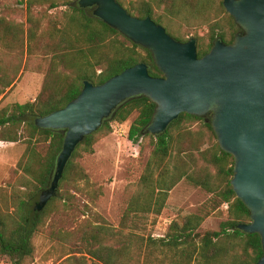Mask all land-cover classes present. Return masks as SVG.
<instances>
[{
    "label": "trees",
    "instance_id": "obj_1",
    "mask_svg": "<svg viewBox=\"0 0 264 264\" xmlns=\"http://www.w3.org/2000/svg\"><path fill=\"white\" fill-rule=\"evenodd\" d=\"M116 1L137 17L149 16L155 22L165 24L161 18L164 16L168 20L165 25L180 42L188 39L179 34V24L173 19L186 17L187 20L214 23L206 36L195 37L198 57L210 50L215 39L230 43L241 31L225 11L222 0L214 7L212 0H149L139 6L133 5L132 1L127 4L125 0ZM25 2L26 29L20 23L0 16L1 48L10 53L17 50L18 55L9 67L0 65V95L6 87L13 85L20 71L27 70L32 55H40V61L47 65L45 79L34 100L12 103L0 109V140L17 142L22 129L27 141L40 137L48 142V146L44 156H40L32 144L27 145L17 164L24 173L19 185L23 191L13 193L12 211L0 208V255L7 256L12 264H23L33 254L32 238L41 231L57 200L54 196L44 207L37 208L40 193L51 182L66 130L39 128L34 119L65 107L80 93L85 80L98 85L140 62L148 66L151 76H162L148 49L131 42L93 16L91 8L78 7L76 0ZM46 3L49 9L61 5L67 8L59 17L48 14L56 23L43 28L40 18L44 16L36 17L32 9ZM152 4L163 7L165 15L157 14ZM215 11L225 14L226 26L215 22ZM98 68L100 72H97ZM155 108L144 95L127 98L97 130L75 147L58 186L66 184L78 188L80 183L89 186L88 176L78 158L93 152L94 143L112 131V121L122 123L133 112L137 115L129 125L128 140L134 144L140 141L141 146L145 140L152 149L141 175L132 186L118 228L105 223H85L72 233H59L62 237L58 243L69 246L58 264H153L156 252L160 256L158 264H255L263 254L260 236L237 228L238 224L251 221L250 211L232 189L234 159L220 148L209 115L180 113L164 132L155 135L147 130ZM194 124L196 126L192 128ZM181 179L202 187L213 193L219 203L227 204V220L220 223L218 230L199 234L196 231L203 217L189 214L172 221L163 237H145L149 216L161 213L169 191ZM0 204L5 205V202L0 199Z\"/></svg>",
    "mask_w": 264,
    "mask_h": 264
},
{
    "label": "water",
    "instance_id": "obj_2",
    "mask_svg": "<svg viewBox=\"0 0 264 264\" xmlns=\"http://www.w3.org/2000/svg\"><path fill=\"white\" fill-rule=\"evenodd\" d=\"M240 32L232 42L215 39L210 50L197 56L196 38L180 42L149 16L131 15L116 0H77L131 42L148 49L162 73L155 77L137 63L95 85L83 82L77 97L34 124L65 129L55 170L39 195L41 209L57 194L64 168L81 140L125 99L144 95L156 106L147 130L161 134L180 113L209 115L217 142L234 159L230 184L250 211L249 223L237 228L260 236L264 264V0H222Z\"/></svg>",
    "mask_w": 264,
    "mask_h": 264
},
{
    "label": "rangeland",
    "instance_id": "obj_3",
    "mask_svg": "<svg viewBox=\"0 0 264 264\" xmlns=\"http://www.w3.org/2000/svg\"><path fill=\"white\" fill-rule=\"evenodd\" d=\"M55 1L60 2L61 0ZM130 1L133 5L139 6L143 1L149 0H125V4ZM212 1L214 7L219 0ZM48 6V3L35 5L32 9V13L36 17L40 14L44 16L40 18V25L43 28L55 24L53 18L59 17L60 12L67 8V6L61 5L49 9ZM152 6L157 14L165 15L163 7H156L153 4ZM50 13L52 15L49 16L54 17H49L48 14ZM0 16L13 23H20L24 29L28 26L25 0H0ZM161 18L165 24H168V20L164 16ZM214 18L215 22L226 26L224 13L215 11ZM175 20L179 24L177 31L187 39L206 36L210 26L214 24L202 22L200 19L187 20L186 17L173 19L174 22ZM155 23L158 24L159 22L156 21ZM165 24L159 23L167 34L174 37ZM119 39L122 40L121 37ZM16 58H18L17 50L12 53L6 52L0 45L1 66L9 67ZM24 63L25 55L22 65ZM46 66L44 61H40V55L30 56L27 70L20 71L13 85L6 87L4 94L0 95V109L12 103H25L34 100L43 85ZM34 68H38L40 71H30ZM97 72H100L99 68ZM136 115L137 112H133L122 123L112 121V131L94 143L93 152L82 154L78 158L79 164L88 176L90 185L86 186L80 183L78 188L66 184L58 186L57 200L53 203L41 231L36 232L32 238L33 254L23 264H58L60 256L69 246V244L58 243V239L62 237L59 233H72L82 224L105 223L118 228L130 198L132 186L141 175L152 149L145 140L141 146L139 145L141 144L140 141L138 144H134L127 138L129 125ZM195 126L196 124L192 128ZM19 134L20 140L17 142L0 140V193L2 195L0 199L5 202V205L0 204V208L8 209V211H12L14 208L13 193L23 191V187L19 185L24 173L17 164L22 159L27 145L32 144L40 156H44L48 146V142L40 137L27 141L22 129ZM24 190L26 189L24 188ZM189 214H197L203 217L196 231L203 234L206 231L218 230L220 223L227 220V204L219 203L213 193L207 192L202 187L181 179L169 191L161 213L157 216H149L144 231L145 237L148 235L155 239L163 237L172 221L179 220ZM154 259L153 264H158L160 259L158 252L155 253ZM0 264H12V262L7 256L0 255Z\"/></svg>",
    "mask_w": 264,
    "mask_h": 264
}]
</instances>
